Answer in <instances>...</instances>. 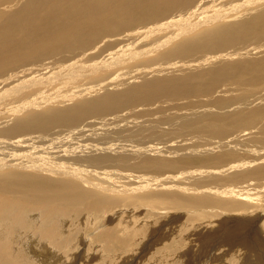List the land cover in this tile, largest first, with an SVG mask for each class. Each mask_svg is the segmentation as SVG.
<instances>
[{
    "label": "bare ground",
    "instance_id": "bare-ground-1",
    "mask_svg": "<svg viewBox=\"0 0 264 264\" xmlns=\"http://www.w3.org/2000/svg\"><path fill=\"white\" fill-rule=\"evenodd\" d=\"M129 208L264 264V0H0V264L64 257L83 214L129 250Z\"/></svg>",
    "mask_w": 264,
    "mask_h": 264
},
{
    "label": "rangeland",
    "instance_id": "rangeland-1",
    "mask_svg": "<svg viewBox=\"0 0 264 264\" xmlns=\"http://www.w3.org/2000/svg\"><path fill=\"white\" fill-rule=\"evenodd\" d=\"M25 153H28V152L25 151ZM132 206L130 207L131 209H133L135 205H132ZM130 208L128 209L129 211H128L126 217H122L124 228L127 229V230H130V231L135 229V228L136 229L145 228L146 229V233H145V235H143V234L140 235V236L137 235L134 238L135 242L134 243H130L129 250H127L124 247L123 249H121L119 251H116V254L112 253V254H110V256H107V257H100V258L97 257L96 258V256L99 255V251H98L99 247L98 246L92 245L90 242H86V243L84 242V245H83L82 242L77 243L80 240V236H83V235L85 236V235H87V234H89L91 232L90 223H92L93 220H90L91 219L90 217H87L85 214H83V215H80L79 217H77L75 219H72V221L70 220V221L66 222V224H65L67 230L70 231L73 234L74 238L75 237L76 238L74 239L73 243H71L72 245H69L68 249H66V251L64 253V257L60 256L57 253V251L55 252L51 248L48 249V250H36L35 248H33L32 256H33V253L36 254V252L37 253L39 252L38 253L39 255L38 254H36V255H38L40 257V258L38 257L39 259L44 258L45 261L43 260V262H46V264H49V263L52 264V262L50 260L52 258V256H57V257L59 256L58 257V259L60 258L59 259V264H62L63 262H64V264H67V263L68 264H94L96 262V260L98 261V259H99V262H96V263H99V264H205V263L206 264H210V263L211 264H215V263L220 264L222 262L224 264H243V262L240 261V258L242 257V255H238L239 257L241 256L240 258L237 255L233 254V253L232 254L231 253H229V254L228 253L227 254L223 253V256H221V252L223 250H226V248L224 249V247L221 246L223 244V242L225 241V235L226 234L222 230H220V227H217V224H213L212 222H209L211 224H209V223L208 224H205V223H183L181 218L177 219L179 221L173 220V221H169L167 223H165L161 219H159L158 221L154 222V221H151L152 219L147 218V215L144 216V214H141V211H142L143 208H138V211H135V210L131 211ZM129 214H130V216H129ZM225 219L226 218H222V219H219V220L222 222V225L224 226V228L228 229L229 226L227 224H223V223H226L229 220L228 219L225 220ZM89 221H91V222H89ZM220 221H219V223H221ZM159 222H161V223H159ZM84 223H85V225H84ZM148 224H149V226H148ZM77 225H78V227H77ZM146 227H148L149 229H147ZM204 228L205 229L207 228L208 231H209V234H211V235H209L204 230ZM218 228H219L220 231H217ZM168 229L172 230L173 232H178L177 229H180L179 238H176V239L173 240L172 239L173 237H171V235H170V230L168 231ZM78 230H79V233H77ZM158 230H160V231H158ZM150 233H151L152 236H154L156 238V240L154 239V237H152L150 235ZM244 233L245 232L242 229V230H237L235 232L230 233L229 236H234V234L235 235H242ZM155 234H156L157 237L155 236ZM168 235H170V236H168ZM148 236H149V238H148ZM169 237H171V238H169ZM160 239H162V240H160ZM205 239H208V240H205ZM158 240L160 241L159 244L162 242L160 245H157L158 244ZM170 240L171 241L173 240L174 242H171ZM175 240L177 241V245L176 246H174V243H176ZM146 241L148 242L147 246L150 245L151 247L153 246V248L156 246L155 247L156 250L155 249L153 250V248H152L151 253H148L149 249H147L146 252H142L143 249L146 247V246L145 247L143 246V244H145ZM149 241L151 242V244H149ZM165 241H166V243H165ZM252 241L253 240H248L246 238V239L243 240L242 244L239 245L238 247H244L245 251L250 250V251L254 252L255 247L252 244ZM217 242H219L220 247H219ZM220 242H222V244ZM216 243H217V245L214 246V244H216ZM74 244H75V247H74ZM166 245H167V248H169L171 250V255L169 254V256H167V257L163 256L160 259H153L157 254H160L161 252H165L166 251ZM81 246H83V247H81ZM44 247L47 248L46 245H44ZM214 247H215V250H217V251H216L214 260L210 261L209 260L210 259V253L213 250L211 248H214ZM72 248H73V250H72ZM94 249H95L96 252L94 251ZM49 250H50L51 253H53L52 256H50L49 255L50 253L47 252ZM156 251H158V252L156 253ZM237 251L239 253H244V252H242L239 249H237ZM40 252H42V253L40 254ZM85 252H86L87 255L85 254ZM133 253H134V256H135L134 258H132L133 257ZM256 253H259V252H255V254L253 255L254 256L253 259L256 260V262H258L259 259H258V256L256 255ZM261 253H262V255H264L263 254L264 252H261ZM43 254L45 255V257H44ZM68 254H70L71 256H72V254H75L76 256L74 258H72ZM91 254H92V256H91ZM166 255H168V254L166 253ZM128 257L129 258L131 257V261H129L130 259L128 260ZM81 258H83L82 261H81ZM215 258L217 260H215ZM84 259H86V260H84ZM138 259H139V262H138ZM142 260H144V262H142ZM217 261L218 262L220 261V263H218ZM17 262L21 263L20 261H17ZM248 264H250V263H248Z\"/></svg>",
    "mask_w": 264,
    "mask_h": 264
}]
</instances>
